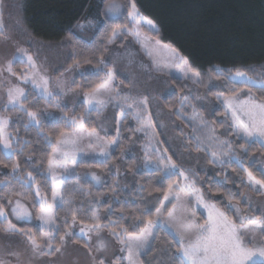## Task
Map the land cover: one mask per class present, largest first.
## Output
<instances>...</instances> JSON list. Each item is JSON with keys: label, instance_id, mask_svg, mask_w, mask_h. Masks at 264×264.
<instances>
[{"label": "trees", "instance_id": "16d2710c", "mask_svg": "<svg viewBox=\"0 0 264 264\" xmlns=\"http://www.w3.org/2000/svg\"><path fill=\"white\" fill-rule=\"evenodd\" d=\"M112 2L120 4L117 17L110 15L107 9ZM135 2L143 17L157 25L158 31L150 33L174 48L188 61L191 70L199 74L197 84L169 78L174 90L165 94L162 104L175 117L179 118V112H189V101L195 102V93L215 100L218 95H231L232 90H235L242 98H246L248 89L229 79V73L237 69L246 71L257 85L264 83V0ZM127 4L128 0H24L21 7L25 28L35 40L50 46L67 41L68 65L94 69L78 77L73 84V88L88 92L107 77L101 70V57L104 60L113 46L123 44L129 37H120L114 43H108L114 25L127 23ZM143 30L149 32L145 26ZM26 89L27 97L23 103L27 111L20 108L4 111L10 118L9 132L14 153L10 158L5 157L0 145V160L9 165L4 167L0 164V181L3 183L0 203L10 213L13 204L9 205L8 199L11 198L13 203L20 200L36 218L40 211L37 186L40 187L41 196L47 200V205L52 200L53 182L49 176L48 160L57 146L56 140L60 139L61 133L72 130V117L83 122L88 130H93L99 127L101 113L88 110L83 103L72 111L57 100L39 97L29 86ZM252 94L258 101L264 102V93L258 87H252ZM28 111L37 114L39 124H32ZM224 116L225 109L219 103L211 113L210 120L221 131L220 137L231 143V149L221 146L218 153L220 161L212 164L208 158L212 170L195 175V182L207 201L215 203L232 218L231 205L241 203L248 189L247 172L243 169L252 171L257 178H264L261 176L264 171L260 168L264 165V146L252 141L242 149L240 145L243 141L236 139L229 120ZM137 125L132 116H127L124 119L122 141L111 156L103 163H80L77 174L64 180V203L55 210L54 247L51 254L56 253L55 247H61L60 237H65L71 229L73 212L79 224L91 226L95 223L92 220L95 214L99 217L100 229L107 233H123L124 228H127L125 236L138 235L140 228L147 225L148 219L154 220L156 217V209L161 206L164 195L181 183L178 173L166 178L163 171L138 170L137 159L140 158L135 152L140 149L143 137L135 132ZM195 125L192 121L186 122L189 137L202 140L206 130ZM190 145L194 147V144ZM233 157L242 162L243 168L237 165ZM230 160L232 163H228ZM17 163L19 168L13 172L12 165ZM92 171L102 175L101 186H95L89 178ZM28 173L32 174V180H29ZM6 184L8 187H5ZM14 192L26 193L27 198L10 195ZM144 212H150V216L141 215ZM199 217L203 223L204 216ZM13 222L25 231L31 229L39 239L45 232L44 227L36 222ZM74 241L84 243L78 238ZM178 256L172 235L159 230L152 247L141 257V262L175 264Z\"/></svg>", "mask_w": 264, "mask_h": 264}, {"label": "rangeland", "instance_id": "374dc122", "mask_svg": "<svg viewBox=\"0 0 264 264\" xmlns=\"http://www.w3.org/2000/svg\"><path fill=\"white\" fill-rule=\"evenodd\" d=\"M23 1L3 0V7L0 8V22L3 24L2 31H0V118L8 120L4 130L5 135L9 136L11 140L10 118L5 115L4 111L14 108L25 109L23 102L27 97V86L35 90L39 97L57 100L72 111L83 103L88 110H97L101 113L98 122L99 127L93 129L96 136L100 137V141L89 135L93 130H88L83 122L72 117L70 124L72 120H76L75 128L64 132L66 135L60 137V139H67L69 143L57 145L55 148L57 155L52 159L67 168V171L64 167L54 169L56 172L55 183L61 185L60 195L55 200L52 197L51 203L46 205V207H50L55 224V210L62 205L60 201L63 200L64 180L77 174V167L80 163H103L111 156L122 141L123 124L127 116H132L138 123L135 132L143 137L140 149L135 152L140 158L137 159L138 170H157L158 161L163 158L165 164H160L159 167L166 171L167 161L170 157L176 165V173L179 174V171L183 170L196 186L195 175L209 173L212 170L208 158L210 162L213 159L216 160V163L220 161L218 153H220L225 140L220 137L221 131H218L215 124L210 120V115L219 103L225 109L223 104L225 96L218 95L219 99L216 97L215 100H212L195 93L193 95L195 102L189 101L191 105L187 114L179 112V118H177L173 113H169L162 104L165 94L174 90L169 78L189 80L197 84L198 82L194 79L186 78V73L188 76H194L197 73L191 70L188 61L174 48L156 39L146 24L144 26L149 32L144 31L143 27L140 28L143 46L141 43H137L134 37L129 36L123 44L111 48L101 66V70L105 73H112L110 86L118 100L109 101L102 107L95 102L89 105L86 102L85 94L87 92L73 88V84L78 77L86 75L94 69L88 66L68 65L67 41L50 46L35 40L28 33L23 22L21 7ZM112 4L120 6L118 2H112L109 5ZM107 9L109 12V6ZM119 10L120 7L117 14H109L117 17ZM152 23L157 28V25ZM24 53L33 57L37 65L35 69L27 64ZM21 56H24L23 63L19 59ZM9 63H11L16 75L7 71ZM25 75L28 77L27 81L22 79ZM41 77L48 81L46 87L48 92L52 93L51 96L44 92L45 86ZM16 87L23 89L24 96L20 97L14 107L9 103L8 91ZM124 96L137 99L146 96L148 97V104L146 107L134 105L133 108H129L121 99ZM239 96L241 97V95ZM225 117L234 130L231 113H225ZM242 118L247 119L246 117ZM191 121L196 124V127L205 128L206 134L202 140L189 137L186 122ZM31 122L37 124L32 119ZM72 140L76 142L71 143ZM114 141L115 143H113ZM105 144L108 146L105 147ZM190 144H194V147ZM1 147L3 149L2 145ZM64 152H67L68 155L64 156ZM213 152L217 153L215 157L212 155ZM260 168L264 171V165H261ZM49 176L53 182L50 173ZM89 178L97 187L103 184V177L99 172L92 171ZM246 183L248 189L241 203L231 205L232 219H238L236 208H239L240 214L259 225L260 221L264 220V189L260 188L259 185L256 186L258 191L251 189L248 176ZM2 184L0 181V188L3 186ZM185 185L186 182L181 177V183L168 191L167 195L172 202L163 200L162 203L166 206V210H162V219L151 226L152 235L141 236L143 242L141 247L139 249L133 248L132 261L134 264H142L141 257L152 247L159 230H165L171 234V229L164 223L169 219V212L172 213L173 219L176 221H179L185 213L191 212H195L198 219L200 215L207 219L208 210L197 204L196 194L192 193ZM178 188L179 190H177ZM176 197L178 199H174ZM205 201L209 202L206 199ZM14 204L15 201L13 206ZM22 204L28 208L27 205ZM28 210L32 213L29 208ZM8 219L12 222L17 220L15 216L11 215V212ZM20 221L36 222L43 226L40 220L34 218L33 213L31 219ZM153 221H157V217ZM3 227V223H0V261L3 264H100L101 261L103 264H129L128 245L121 242V240L128 239V236L125 235L117 238L101 229L89 231L87 235H84L80 230L85 225L76 222L72 223L71 229L65 235L59 252L51 254L52 249L49 250L45 247L42 251L50 254L42 255L40 251H33L28 236L23 232H5ZM33 234L35 232H28V235ZM257 236L259 238V233ZM35 238L41 244H44L48 239L45 232L40 236V239L37 234H35ZM75 238L84 241V243H76ZM101 245L103 246L101 247Z\"/></svg>", "mask_w": 264, "mask_h": 264}, {"label": "snow or ice", "instance_id": "6c2138e0", "mask_svg": "<svg viewBox=\"0 0 264 264\" xmlns=\"http://www.w3.org/2000/svg\"><path fill=\"white\" fill-rule=\"evenodd\" d=\"M3 7V0H0V8ZM119 5L112 4L109 5V13L117 14V10L119 9ZM127 23L116 24L112 28V35L108 39V43H114L120 37L132 36L135 38L137 43H143L140 38V28L145 24L148 26L149 31L155 34L158 30L156 26L152 23V21L147 20L143 17L142 13L139 11L135 0H128L127 4ZM3 24L0 22V31H2ZM151 55V53H148ZM26 56L27 64L30 65L33 69L37 67L33 57L31 55ZM24 56H21L20 62H24ZM15 59V58H14ZM90 63L91 61H85ZM100 64H104L103 57H101ZM79 64V61H77ZM106 66V65H105ZM7 71L12 75H16L13 72V68L11 63H9ZM107 79L89 90L86 95V102L89 105H92L93 102L99 106H104L109 101L118 100V97L113 94L114 90L110 86V81L112 79V73H106ZM187 79H194L196 82H199V74H194V76H188L186 73ZM25 81H27L28 77L25 75L22 77ZM229 79L233 83H241L245 88L248 89V94L246 98L240 97L235 90H232L231 95H227L223 99V104L225 106V113H231L233 120V135L236 136L237 140H242L243 144L240 147L243 149L244 145L249 144L250 141L260 142L262 146H264V102H260L256 99L255 95L252 94V87H258V90L261 93H264V83L257 85L256 81H254L250 76L247 75L246 71L243 70H235L234 74L229 73ZM43 81L44 92L47 95L51 96L52 93L47 90L48 81L41 77ZM35 83V81H33ZM24 96V91L22 88L16 87L11 88L8 91V100L9 103L14 107L20 97ZM219 99V97H217ZM123 103L127 105L129 108H133L134 105H143L147 106L148 97L135 98L131 96H124L121 98ZM23 108V105H21ZM27 111L26 109H24ZM28 116L31 119L39 124V119L37 118V114L32 111L27 112ZM242 117H246L247 119H243ZM143 123V121H142ZM8 124L7 119L0 118V145L3 146L4 156L10 158L14 153V149L12 148L10 137L5 135V128ZM77 124L76 120L71 121V125L75 128ZM62 136H65V133H61ZM90 136H94L97 141H100V137L96 136L95 130L89 133ZM75 140H72L71 143H75ZM69 143L67 139H57L56 144H66ZM115 143V141L113 142ZM224 147L231 149L230 142H223ZM108 145L105 144V147ZM246 150V149H245ZM57 155V151L54 149L52 153V157ZM64 156H67L68 153L64 152ZM213 157L217 155V153H212ZM233 160L237 163V165L243 168L242 162L237 158L233 157ZM212 163H216V160L213 159ZM228 163H232V161H228ZM0 164H3L4 167H8L9 165L4 162V160H0ZM160 164H165L163 158L158 161L157 171H164V175L166 178L176 175V165L171 161V158H168L165 171L159 167ZM170 165V167H168ZM64 167L65 171L67 168L63 164L56 163L52 158L48 160V170L49 173L53 177V190L52 197L53 200L56 199L57 196L60 195L61 185L55 183V168ZM19 168V164H13L12 169L15 172ZM247 172L248 183L251 189L257 190L256 186L259 185L260 188L264 189V178H257L252 171L248 169H243ZM179 175L184 178L186 182V187L192 192L196 194V201L198 205H202L205 209L208 210L207 219L201 223L199 219L196 217L195 212L185 213L180 217L179 221L173 219V215L169 212V219L164 221L167 227L171 229L172 238L176 244L177 251L179 256L175 260V264H264V220L260 221L259 225L255 221H250L244 217L243 214H240V209L236 208V214H238V219L234 220L220 208L217 207L215 203L206 202L204 198V194L201 192L199 188L195 186L193 181L189 180V176L183 171H179ZM261 176L264 177V172H261ZM29 180H32V174L28 173ZM26 183V182H25ZM5 187H8L6 184ZM179 190V188L177 189ZM12 196H20L21 198H27L26 193H11ZM36 196L40 197V214L36 216V219L42 222V225L45 229V233L48 237L44 244L38 243L35 238V234L28 235V232H31V229L25 231L23 228H18L12 220L8 219L9 213L5 210V205L0 203V223H3V230L5 232H23L28 236V240L30 241L33 251H40L42 255H47L50 253H45L42 251L43 248H48L49 250L54 247V237L53 232L55 231L54 225L55 220L52 217V213L50 207H46L47 200L41 196L40 187L37 186ZM164 201H168L171 203L169 196L167 194L163 197ZM178 199V197L174 198ZM63 204V200L60 201ZM8 204L12 205L13 201L11 198L8 199ZM35 206V205H34ZM162 210H166V206L161 203L160 208L156 209V217L157 221H153L151 218L148 219L147 225L143 228H140V235H128L127 240H121L122 243H126L129 249V264H134L132 261L133 248L139 249L141 244L143 243L141 240V236L144 235H152L151 226L154 223L159 222L163 217ZM11 215L15 216L17 220H27L31 219L32 213L25 207L20 200H16L14 206L11 208ZM141 215H149L150 212L141 213ZM92 220L95 221L91 226L85 225V227L81 228V233L87 235L89 231H95L101 228V224L99 222V217L95 214L92 216ZM77 215L75 212L72 213V222L76 223ZM70 227V225H69ZM133 227H140L139 225H134ZM128 230L124 228L123 233L113 232V235L117 238H120L122 235H127ZM259 233V238L257 236ZM64 237H60L61 243L63 242ZM103 245H101L102 247ZM60 247H55V251L59 252ZM0 264H3L0 261ZM103 264V261L100 262Z\"/></svg>", "mask_w": 264, "mask_h": 264}]
</instances>
